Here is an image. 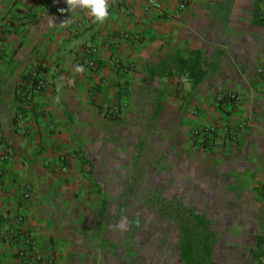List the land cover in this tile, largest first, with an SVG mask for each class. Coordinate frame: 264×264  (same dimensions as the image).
<instances>
[{
  "label": "crops",
  "instance_id": "1",
  "mask_svg": "<svg viewBox=\"0 0 264 264\" xmlns=\"http://www.w3.org/2000/svg\"><path fill=\"white\" fill-rule=\"evenodd\" d=\"M154 1L158 9L107 0L98 24L86 11L72 16L66 0H0V142L10 154L0 163V234L22 213L17 229L55 264H192L180 240L149 253L128 229L145 189L131 177H156L154 197L163 170L184 179L169 200L211 226L210 258L201 249L198 264H264V0H190L183 10L182 0ZM179 60L198 63L199 83L186 87ZM35 68L46 86L23 108L17 92ZM233 92L242 103L220 101ZM115 105L120 115L104 117ZM209 125L235 140L193 144L191 131ZM21 242L0 239V264Z\"/></svg>",
  "mask_w": 264,
  "mask_h": 264
},
{
  "label": "rangeland",
  "instance_id": "2",
  "mask_svg": "<svg viewBox=\"0 0 264 264\" xmlns=\"http://www.w3.org/2000/svg\"><path fill=\"white\" fill-rule=\"evenodd\" d=\"M115 106H118V105H115ZM102 109H103L102 110L103 115L106 118H116L121 113V109L118 113L114 112L113 109H111L110 107H103ZM193 130L191 131V134H190V140L193 144L201 148L215 146V144L208 145L210 142H207V139L205 138L193 136ZM223 140L225 139L221 138V143H220L221 145H223ZM143 161L145 162V165H146L145 170L147 172L151 171V166H150L151 164L149 163V160L147 158L146 160L142 159L141 163H143ZM172 177L173 176H169L165 171L163 172L162 170L161 181L163 184L160 185L161 186L160 191H155L157 194H155L154 197H153L154 191L151 187V184L153 183V179L156 177H154L151 173L149 174L145 173L144 175L141 176V178L139 175H133L130 179L131 184L138 183V181L143 182L145 189H142V191H138V194L143 193L144 195L143 206L136 207V205L134 204V206L131 207L132 209L129 212L130 215L136 216L137 211L140 214L138 215V217H134V220L131 219L128 229L129 231L138 232L139 238L141 236H144L145 238L144 242L146 245L145 251L149 253L154 250L152 249L154 247V245H152L154 242L161 243L165 245V247H168L169 243H171V245L174 246L173 244L174 241H179L181 239L178 222L159 213L162 202L165 204H168L169 206H172L171 208L172 214H174V210L178 208L183 209L184 211L191 210L193 213L198 214L197 213L198 210H196L193 206H191L186 201L182 202V200H178L177 198L169 200V198H171L173 194L172 192L173 190L172 188L170 189V187L174 185L178 186L179 182L181 181L184 182V179L178 175H177V178L175 177L176 178L175 180L172 179ZM141 216H143L142 222L139 221ZM214 226L215 224H213V227ZM210 228L211 226H209V229ZM159 236H160L159 240L158 238H154V237H159Z\"/></svg>",
  "mask_w": 264,
  "mask_h": 264
},
{
  "label": "built area",
  "instance_id": "3",
  "mask_svg": "<svg viewBox=\"0 0 264 264\" xmlns=\"http://www.w3.org/2000/svg\"><path fill=\"white\" fill-rule=\"evenodd\" d=\"M190 0H182L180 5V10H183L188 6ZM149 7L158 9V4L154 0H147ZM86 54L88 57H91L93 55L92 49H88L86 51ZM3 52L0 48V58L2 57ZM88 66L92 68H96L97 64L95 60L92 58H88ZM32 81L31 85L26 86L24 88H21L18 90V95L20 97L21 106L23 108L30 109L33 105L34 101V95L36 92L41 91L45 88L46 82L44 79H42L40 72H38V69L35 68L34 71H32ZM220 101L228 102L233 105H239L242 103V96L238 93H228L223 96H221ZM114 112L118 113L120 111L119 106H113L111 107ZM24 118L23 111L21 110L18 115L17 119L21 121ZM231 129L227 126L224 127H218L216 125H209V126H197L193 130V136H198L207 139V142H210L208 145L216 144V140L218 138H226L227 140H235V136L230 132ZM229 134V135H228ZM231 135V136H230ZM10 160V154L8 153V150L4 147L2 142H0V163H7ZM31 188H28L25 193L22 196V203L19 207V211L21 212L23 210V204L26 200L30 198L31 195ZM1 188V176H0V191ZM262 193L264 194V187L262 188ZM23 214L20 213L17 216L14 217L12 224L4 231V233L0 234V239L2 242L8 244V245H14L18 238L22 239L23 246L21 248H18L16 250L14 261L8 264H55V256H47L44 257L40 253H38L36 248V240L35 238L30 234H24L21 235V232L17 229V225H19L21 222H23Z\"/></svg>",
  "mask_w": 264,
  "mask_h": 264
},
{
  "label": "trees",
  "instance_id": "4",
  "mask_svg": "<svg viewBox=\"0 0 264 264\" xmlns=\"http://www.w3.org/2000/svg\"><path fill=\"white\" fill-rule=\"evenodd\" d=\"M181 66L185 67L186 74L189 76L188 80L193 85L199 83L204 77L205 73L199 71L196 62L186 64V62L181 61ZM171 208L172 206L162 202L159 213L178 222L181 235L179 243L180 257L188 263L198 264L203 256L201 255V249H205V257L209 259L211 243L209 223L203 216L195 214L191 210L184 211L178 208L172 214Z\"/></svg>",
  "mask_w": 264,
  "mask_h": 264
},
{
  "label": "clouds",
  "instance_id": "5",
  "mask_svg": "<svg viewBox=\"0 0 264 264\" xmlns=\"http://www.w3.org/2000/svg\"><path fill=\"white\" fill-rule=\"evenodd\" d=\"M66 3L68 6L67 11L70 12L72 16L76 15L78 10L86 11L93 17L94 23L103 24L110 15L107 0H66ZM61 11L64 10L62 9ZM75 70L80 72L83 68L77 65ZM181 80L185 83L186 87H190V82L186 75L181 77Z\"/></svg>",
  "mask_w": 264,
  "mask_h": 264
}]
</instances>
